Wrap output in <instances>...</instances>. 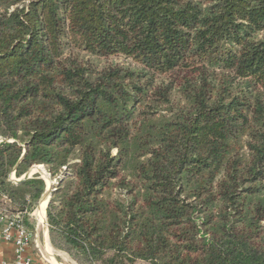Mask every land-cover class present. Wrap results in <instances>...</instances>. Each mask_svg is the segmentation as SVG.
I'll list each match as a JSON object with an SVG mask.
<instances>
[{"label": "trees", "instance_id": "obj_1", "mask_svg": "<svg viewBox=\"0 0 264 264\" xmlns=\"http://www.w3.org/2000/svg\"><path fill=\"white\" fill-rule=\"evenodd\" d=\"M0 138L75 264H264V0H0Z\"/></svg>", "mask_w": 264, "mask_h": 264}, {"label": "rangeland", "instance_id": "obj_2", "mask_svg": "<svg viewBox=\"0 0 264 264\" xmlns=\"http://www.w3.org/2000/svg\"><path fill=\"white\" fill-rule=\"evenodd\" d=\"M71 56L76 57L79 62L87 63V64H89L90 66H92V67H94L96 69L103 68V67L108 66L110 64H123L124 63V60L120 59V58L98 59V58H94V57L88 56L84 52H76V53L72 54ZM0 141H2L1 138H0ZM32 169L33 170L36 169V170L32 171ZM64 170L65 169H63V171ZM35 175L37 176V178H40V179L44 180L45 189H47V188L49 189V191H48L49 196H50L51 190L54 187L57 186L58 179L62 178V176H63L62 172H61V173L58 174V176L53 177V176H51V175H49L47 173V170H46V168L44 166L36 165V166L31 167L25 173L23 178H25V179L33 178ZM10 180L14 182L15 180H18V179H16L13 175H11ZM43 198H44V201H43ZM43 198L39 199V201L36 203V208L30 214V216H26V222L31 227L33 226V229L30 230L31 232H33V235L34 234L37 235L38 247L34 248V250H36V251L40 250L42 252V255H44L43 257L46 258L45 254L48 255V253L46 252L47 250L44 249V237H43L44 227H41V226L37 227V219H38L37 217H38L40 206H43L45 204L46 200L48 199V197H46V195ZM49 199H50V197H49ZM43 207H44V217H45V229H46L45 231H46L47 237H48L46 215H45L46 204ZM48 243H49V240H48ZM53 250L57 251V252H61V251H58V250H55V249H53ZM43 252H45V254ZM64 254H66V253H64ZM65 264H75V262H73L70 259V257L67 255V263H65Z\"/></svg>", "mask_w": 264, "mask_h": 264}, {"label": "built area", "instance_id": "obj_3", "mask_svg": "<svg viewBox=\"0 0 264 264\" xmlns=\"http://www.w3.org/2000/svg\"><path fill=\"white\" fill-rule=\"evenodd\" d=\"M2 241L11 242L14 245L13 264L48 263L47 259L43 257L40 250H38L37 253L43 263L34 262L30 257L24 256L25 250L29 248L31 244H33L35 248H37L38 245H36L37 235H33V232L28 230V228L24 225L20 214L8 215L6 213H0V242ZM0 264L7 263L2 261Z\"/></svg>", "mask_w": 264, "mask_h": 264}, {"label": "crops", "instance_id": "obj_4", "mask_svg": "<svg viewBox=\"0 0 264 264\" xmlns=\"http://www.w3.org/2000/svg\"><path fill=\"white\" fill-rule=\"evenodd\" d=\"M44 237V249H46L47 254L43 252L46 256V259L48 261L47 264H65L67 263V255L64 254L63 252H57L54 251L51 246L48 243V237L47 233L46 236L43 233ZM36 245L37 242H36ZM34 245L31 244L29 248H27L24 252V256L30 257L34 262H41L43 263L42 259H40L39 254L37 253L36 250H34ZM13 253H14V245L11 242H0V262L4 261L7 264H13ZM42 253V252H41ZM44 256V255H43Z\"/></svg>", "mask_w": 264, "mask_h": 264}, {"label": "bare ground", "instance_id": "obj_5", "mask_svg": "<svg viewBox=\"0 0 264 264\" xmlns=\"http://www.w3.org/2000/svg\"><path fill=\"white\" fill-rule=\"evenodd\" d=\"M34 170H36V169H34ZM34 170L32 169V171H34ZM43 201H44V198H43ZM45 204L47 205V200H46ZM43 206H40V209H39V213H38V217H37L38 218L37 219V227H39V226L44 227V230L43 231H44V234L46 236V231H45L46 230L45 229V217H44V207Z\"/></svg>", "mask_w": 264, "mask_h": 264}, {"label": "water", "instance_id": "obj_6", "mask_svg": "<svg viewBox=\"0 0 264 264\" xmlns=\"http://www.w3.org/2000/svg\"><path fill=\"white\" fill-rule=\"evenodd\" d=\"M25 175V174H24ZM23 175V176H24ZM28 179H31V178H28ZM25 180H27V179H25V178H20V179H18V180H15L14 182L15 183H17V184H19V183H21V182H23V181H25ZM48 191H49V189L47 188V189H45V191H44V194L42 195V197H41V199L46 195V197H48V199H47V205H48V203H49V194H48ZM48 195V196H47ZM47 205H46V207H47Z\"/></svg>", "mask_w": 264, "mask_h": 264}]
</instances>
